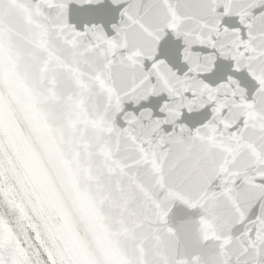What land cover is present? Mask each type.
Instances as JSON below:
<instances>
[{
    "label": "snow or ice",
    "instance_id": "obj_1",
    "mask_svg": "<svg viewBox=\"0 0 264 264\" xmlns=\"http://www.w3.org/2000/svg\"><path fill=\"white\" fill-rule=\"evenodd\" d=\"M0 264H264V0H0Z\"/></svg>",
    "mask_w": 264,
    "mask_h": 264
}]
</instances>
